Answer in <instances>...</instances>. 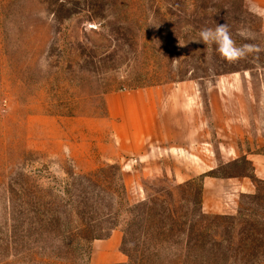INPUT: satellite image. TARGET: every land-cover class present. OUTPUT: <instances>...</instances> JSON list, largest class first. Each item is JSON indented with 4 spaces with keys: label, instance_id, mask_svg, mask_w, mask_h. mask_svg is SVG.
<instances>
[{
    "label": "rangeland",
    "instance_id": "1",
    "mask_svg": "<svg viewBox=\"0 0 264 264\" xmlns=\"http://www.w3.org/2000/svg\"><path fill=\"white\" fill-rule=\"evenodd\" d=\"M14 1L0 4V234L20 186L51 203L99 169L124 179L131 205L184 185L192 208L206 178L244 185L217 214L204 212L202 191L203 212L264 224V16L245 0ZM224 23L237 46L259 51L228 62L195 42L202 28ZM155 88L181 98L174 114L188 118L199 150L143 162L120 154L106 98ZM163 168L195 176L181 184ZM122 241L120 229L93 241L90 263H126Z\"/></svg>",
    "mask_w": 264,
    "mask_h": 264
},
{
    "label": "trees",
    "instance_id": "2",
    "mask_svg": "<svg viewBox=\"0 0 264 264\" xmlns=\"http://www.w3.org/2000/svg\"><path fill=\"white\" fill-rule=\"evenodd\" d=\"M14 2L0 0L6 9ZM106 174L99 169L87 175L76 194L66 185L51 203L20 186L9 227L0 234V264H91L88 246L118 229L123 264H264V224L254 226L242 213L236 219L205 214L203 187L192 208L183 198L184 185L131 205L124 179ZM71 224L80 227L67 228Z\"/></svg>",
    "mask_w": 264,
    "mask_h": 264
},
{
    "label": "crops",
    "instance_id": "3",
    "mask_svg": "<svg viewBox=\"0 0 264 264\" xmlns=\"http://www.w3.org/2000/svg\"><path fill=\"white\" fill-rule=\"evenodd\" d=\"M245 2L250 9L264 16V0ZM168 94V89L155 88L106 98L108 121L120 154L132 155L140 162L154 161L174 156L178 152L189 154V146H199L198 133L189 130L188 118L174 114L183 112L181 98L178 100ZM218 104L215 99L213 108ZM199 149L200 146L197 147ZM258 161L264 164V160ZM160 173L175 178L181 184L195 176L192 174L184 178L167 168H163ZM260 177L264 181V176ZM244 191H247L244 185L206 178L203 181V210L208 214L223 212L233 198Z\"/></svg>",
    "mask_w": 264,
    "mask_h": 264
},
{
    "label": "clouds",
    "instance_id": "4",
    "mask_svg": "<svg viewBox=\"0 0 264 264\" xmlns=\"http://www.w3.org/2000/svg\"><path fill=\"white\" fill-rule=\"evenodd\" d=\"M198 35L199 40L195 42L203 43L205 46L215 45L219 56L228 62H237L246 58L253 51H259L251 44L237 46L227 23L216 24L214 28H202ZM240 35L247 38L246 30H241Z\"/></svg>",
    "mask_w": 264,
    "mask_h": 264
}]
</instances>
